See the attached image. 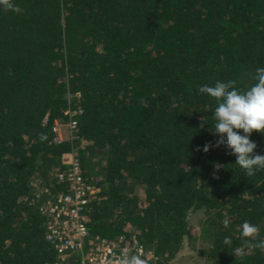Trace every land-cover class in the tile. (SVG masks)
<instances>
[{
    "label": "trees",
    "instance_id": "16d2710c",
    "mask_svg": "<svg viewBox=\"0 0 264 264\" xmlns=\"http://www.w3.org/2000/svg\"><path fill=\"white\" fill-rule=\"evenodd\" d=\"M14 3L22 14L0 8V264L54 263L23 198L35 179H53L71 145L98 189L86 209L92 235L133 234L166 264L186 247L212 264H264L260 249L236 255L243 221L264 239V170L247 176L225 145L203 151L219 138L209 131L217 103L198 92L218 80L241 91L256 83L264 0ZM67 96L81 109L78 138L55 143ZM249 138L264 154V133Z\"/></svg>",
    "mask_w": 264,
    "mask_h": 264
},
{
    "label": "built area",
    "instance_id": "2783aa9c",
    "mask_svg": "<svg viewBox=\"0 0 264 264\" xmlns=\"http://www.w3.org/2000/svg\"><path fill=\"white\" fill-rule=\"evenodd\" d=\"M68 95V94H67ZM67 96L65 118L53 121V142L78 138L77 117L81 109ZM61 169L51 181L35 179L23 201L35 208L42 219L45 240L54 252L53 264H119L124 254H140L146 264H166L146 250L135 235L112 238L92 235L87 227V205L97 187L84 175L78 147L71 145L60 155ZM139 242V246L137 244Z\"/></svg>",
    "mask_w": 264,
    "mask_h": 264
},
{
    "label": "clouds",
    "instance_id": "9594fccd",
    "mask_svg": "<svg viewBox=\"0 0 264 264\" xmlns=\"http://www.w3.org/2000/svg\"><path fill=\"white\" fill-rule=\"evenodd\" d=\"M0 8L22 14L24 9L14 3V0H0ZM254 79L256 83L241 91L235 87L236 80L226 82L216 81L214 86L201 85L200 94L213 98L217 106L214 109V125L209 131L219 138L215 144L206 142L203 151L225 145L229 154L235 155V163L244 170L247 176H253L257 171L264 170V154H255L257 145L250 140L253 131L264 133V67L257 68ZM203 125H201L202 127ZM243 130V135L238 131ZM41 141L47 139L45 133L39 134ZM199 149V146L197 148ZM218 167V166H217ZM223 226L228 228L230 221L223 220ZM260 227L247 220L240 225L241 247L236 249V255L243 258L247 248L264 251V239H258ZM255 241V242H253ZM223 243L231 245V238L224 237ZM139 246V242H137ZM119 264H146L140 254H124Z\"/></svg>",
    "mask_w": 264,
    "mask_h": 264
},
{
    "label": "rangeland",
    "instance_id": "374dc122",
    "mask_svg": "<svg viewBox=\"0 0 264 264\" xmlns=\"http://www.w3.org/2000/svg\"><path fill=\"white\" fill-rule=\"evenodd\" d=\"M201 220H202V214L200 212L195 214L191 220L193 226L192 232L195 238L194 244L196 247L204 243V239L202 238V234L200 231ZM185 250L186 252H181L183 256L179 257L177 262H175L174 264H212L210 261L206 260L205 258L198 256L195 252L189 251L187 247L185 248Z\"/></svg>",
    "mask_w": 264,
    "mask_h": 264
}]
</instances>
